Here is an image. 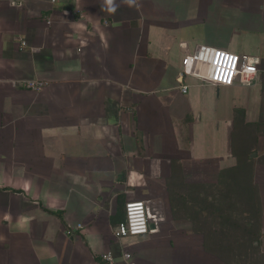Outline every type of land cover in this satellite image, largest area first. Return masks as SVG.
<instances>
[{
	"label": "crops",
	"instance_id": "1",
	"mask_svg": "<svg viewBox=\"0 0 264 264\" xmlns=\"http://www.w3.org/2000/svg\"><path fill=\"white\" fill-rule=\"evenodd\" d=\"M232 168L252 219L210 206ZM129 200L156 219L118 238ZM104 252L264 264V0H0V264Z\"/></svg>",
	"mask_w": 264,
	"mask_h": 264
},
{
	"label": "built area",
	"instance_id": "2",
	"mask_svg": "<svg viewBox=\"0 0 264 264\" xmlns=\"http://www.w3.org/2000/svg\"><path fill=\"white\" fill-rule=\"evenodd\" d=\"M22 45L26 46V42L22 41ZM251 73L253 74V68H251ZM46 85V82L40 80H26L24 82L26 88L36 92L42 91ZM181 88L183 92L188 90L187 85H182ZM150 203L148 200H129L125 206V220L120 222L114 229L115 235L118 238H122L149 234L152 221L156 219V214L151 210L152 206ZM122 260L126 264H136L131 252H124ZM101 264H118V258L112 252H104Z\"/></svg>",
	"mask_w": 264,
	"mask_h": 264
},
{
	"label": "trees",
	"instance_id": "3",
	"mask_svg": "<svg viewBox=\"0 0 264 264\" xmlns=\"http://www.w3.org/2000/svg\"><path fill=\"white\" fill-rule=\"evenodd\" d=\"M239 110L241 111V109H237L236 111H239ZM236 172H237V168L225 170L221 173L219 182L216 185L208 186L207 191H209L210 194H212L215 197L214 199L219 201L215 203L213 201L214 204L210 206L214 208L215 207L224 208L226 207L225 205L228 204L227 207H228L229 213L233 212L234 210L238 208V210H240L241 212H244L247 215L250 214L251 216H253V208L251 204L253 199H255L253 188L246 187V188L239 189L237 187L239 179H238V175ZM185 196L187 197L188 194H186ZM220 201L223 202L221 205H220ZM240 202L242 203L244 202V207L248 208L247 211L244 209L242 205H240ZM216 204L218 205L216 206ZM185 207L187 208V206ZM188 211L189 210L187 209L185 213H188ZM251 216H249L250 219H252ZM125 217H126V212L121 222L125 220ZM245 226H246L245 231L247 235L243 237L242 243L244 245L249 244L251 248H254V243L259 240V236L254 235L252 226H247V225ZM246 251L247 250L245 249L243 253H246ZM218 255L224 257V254L218 253Z\"/></svg>",
	"mask_w": 264,
	"mask_h": 264
},
{
	"label": "rangeland",
	"instance_id": "4",
	"mask_svg": "<svg viewBox=\"0 0 264 264\" xmlns=\"http://www.w3.org/2000/svg\"><path fill=\"white\" fill-rule=\"evenodd\" d=\"M244 207V206H243ZM244 209L247 211L248 210V208L247 207H244ZM234 211H236V210H234ZM237 211H240V210H238V208H237ZM244 213V212H243ZM185 214V213H184ZM249 214V213H248ZM246 215V214H245ZM249 216H251L250 214H249ZM252 217V216H251ZM251 224H252V221H251ZM235 239L236 238H233V237H231V236H229L228 237V245H229V254H224V255H228V257L230 258V260H235L236 259V257H237V255H238V253H237V250H236V248L238 249H243V251H245V249L247 250L246 251V253H242V255H244V259L247 261V260H251L252 259V257L254 256V249L253 248H251L250 247V245L249 244H246V245H243V243H242V240H240L239 239V242H238V244L235 242ZM240 245H242V246H240Z\"/></svg>",
	"mask_w": 264,
	"mask_h": 264
}]
</instances>
